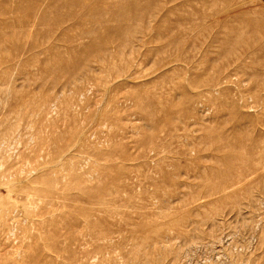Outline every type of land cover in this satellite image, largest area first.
Masks as SVG:
<instances>
[{
  "label": "rangeland",
  "instance_id": "rangeland-1",
  "mask_svg": "<svg viewBox=\"0 0 264 264\" xmlns=\"http://www.w3.org/2000/svg\"><path fill=\"white\" fill-rule=\"evenodd\" d=\"M247 1L0 0V264H264Z\"/></svg>",
  "mask_w": 264,
  "mask_h": 264
},
{
  "label": "bare ground",
  "instance_id": "bare-ground-1",
  "mask_svg": "<svg viewBox=\"0 0 264 264\" xmlns=\"http://www.w3.org/2000/svg\"><path fill=\"white\" fill-rule=\"evenodd\" d=\"M147 1H148L147 6H148V11H149V14H148L149 21L151 23L152 22L157 23V21L159 23H162L163 17H164L163 12L168 7L167 6L168 0H147ZM181 1L197 2L198 0H181ZM224 18L225 19L221 18L220 20L221 21L222 20L228 21V19H232V21L238 22L240 24H247V25L254 26V27H264V0L247 1V3H245L244 7H241V8H238L237 10H234L233 13L228 14ZM214 19H216V17ZM184 20L187 21V18H185ZM217 21L219 22V20H217ZM192 30H194V29H192ZM182 34L184 35L186 33H181V35ZM173 35L175 36V33ZM173 35H171V36H173Z\"/></svg>",
  "mask_w": 264,
  "mask_h": 264
}]
</instances>
